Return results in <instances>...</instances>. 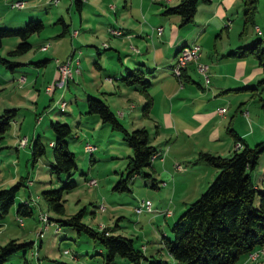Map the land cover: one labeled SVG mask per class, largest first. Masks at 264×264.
Wrapping results in <instances>:
<instances>
[{
    "label": "rangeland",
    "instance_id": "1",
    "mask_svg": "<svg viewBox=\"0 0 264 264\" xmlns=\"http://www.w3.org/2000/svg\"><path fill=\"white\" fill-rule=\"evenodd\" d=\"M15 1H22V7H24L17 9L18 7L13 5ZM49 1L51 0H0V26L10 28L22 26L27 18L21 22H18L17 18L24 16L28 10V13L35 16L32 18H37L43 23V27L39 32L32 33L28 37L31 48L27 52L19 56H7V50L13 48L19 40L15 36H10L2 38L0 56L12 61L25 60L30 57V62L41 60L44 56L49 58L44 66L25 64L14 67L13 71L0 64V88H3L0 89V113L5 109L4 106H9L7 104H17L16 106L19 108L16 111L14 120L19 124L21 123L20 135H25L28 140L25 147L28 153L26 166L25 155L20 153L17 159L14 149L11 147L8 148L10 155L7 161L4 159V153L0 154V182L3 184L0 188H8L14 184L16 180L12 177L17 172L21 174V177H26L31 184V186L30 184L20 186L15 193L13 204L0 226V245H3L9 239H16L18 242L32 241V247L24 255L28 264H105L104 252L101 246L93 242L84 233H77L74 228L68 226H59L53 220L47 221V227L45 228L44 224L41 223L39 214L46 213L49 218L53 219L58 216L46 209L42 198L36 201L33 200L34 195L40 196L42 190L61 186L64 179L63 175L56 178L49 172L51 148L48 141L52 139V131L48 123L50 120H57L67 123L70 127L72 138L70 136L68 148L74 153L76 161V169L70 174V179L75 182V186L71 191L63 194L65 216L72 215L83 208L85 213L81 217L82 223L94 229H98L100 227L98 224H102V226L110 228L114 234H123L132 238L136 247L144 246L142 251L147 259L153 255L165 258L167 255L160 242L162 232L167 237H171L169 231L171 224L186 206L204 191L217 172L215 168L198 159L199 152L227 156L228 150L231 153L236 148V144H239L240 150L243 144L251 147L254 143L259 142L253 141L254 139L259 138L257 140L264 141V114L260 109L261 100H264V84L253 90V97H251L252 92L250 90L237 92V96L235 95L231 99L232 106L229 101L224 103L228 111L226 113L227 118L222 122L218 116L213 114L203 125L194 127L196 121L188 120L187 116L192 117L202 113L201 110L205 111L204 108L206 109L208 106L206 99H211L212 94L209 90L204 91L199 88V86L206 85L203 74L192 71L190 76L194 83L186 82L185 88L178 93L180 96L184 95L185 101L197 99L195 103L191 104L190 109L185 111L186 118L176 116L175 109L172 106L169 107V110H173L175 127H167L165 120L162 121L165 126L157 127L150 120L149 110L151 104L145 115H142V110L129 111L128 104L121 102L115 93L110 96L101 93L103 90L101 85L105 81L104 72L96 68L89 70L88 67H92L91 62L93 60L97 61L98 64L105 62L107 59L106 54L111 51L107 48L109 44L127 51H135V47L138 48L135 40L140 44V39L133 34L126 33L121 36H112L104 32L100 26L107 17L112 20L115 17L114 22H119L117 24L120 30L136 27L138 18L136 17V21L132 18L129 19L128 1L124 8L123 0H100L98 6H100L99 10L101 11L91 10L89 7L83 6L81 14H78L75 10L73 0H57V3L53 4ZM221 1H223L222 4ZM218 5L223 11L221 17L224 21L222 22L221 18L219 19L217 16L216 20L213 18L212 24H208L206 29L198 35L196 43H193L200 47L201 55L199 56L202 58L199 59L198 57V63L206 65V67L210 65V62L215 61L214 57L218 51L226 50L229 44H235L239 34L249 38L243 45L251 44L253 40L260 39L259 47L264 49V0H256L255 2L253 23L244 22L241 0H209L207 3L197 4L196 8L197 12L205 9L215 13ZM107 6L109 10L102 12L103 8L108 9ZM131 6L134 8L133 5ZM161 13L164 16H170L179 25L178 15L166 14L164 9ZM60 17L68 25L69 30L62 36H59L62 27L58 20ZM163 23L165 29H168L165 19ZM176 24L171 21L170 26L173 27ZM72 30L77 31V36H70L73 34L71 33ZM39 41L44 42L41 45L42 47L46 44L45 51L38 50L40 49L38 46ZM73 48L82 52L71 56L72 62L73 58H78L80 62L78 69L80 68L81 73L78 76V84L72 85L70 83L68 90L64 91L61 89L63 87H58L55 90L53 100H49L42 89L43 84L48 79L46 78L48 70L56 66L55 60L61 62L71 58L70 52ZM96 48L98 49L97 52L95 51ZM89 53L92 55V60ZM97 53H99L100 58H97ZM240 59L246 66V76L252 78L254 85L257 80L264 78V70L252 54L243 56ZM114 61L117 62L116 59ZM215 67L218 68L219 65H215ZM210 72L209 69L205 71V74L208 75ZM21 75L25 76L24 87L26 88H29V83L34 78H37L35 88L39 92V99L36 107L31 100L24 98V90L17 87L16 79ZM172 77L174 92L182 89L184 86L183 80H176L174 75ZM97 88L98 91L94 93L96 96H100V99L103 98L113 112H116L115 109L117 108L125 115L124 118L119 115L116 116L122 121L120 123L126 130L145 126L144 128L148 133L153 135V145L156 147L161 145L164 151L160 160L152 162V169L144 167L137 175L131 177L128 182L129 191H114L112 185L120 175L124 174L127 157L131 154L130 148L123 142L119 132L111 130L108 125L101 123L98 118L95 120L94 115L84 113V110H86L83 101L85 93L94 92ZM13 92L18 93L21 97L13 95L12 99L8 101L7 97ZM115 92L117 93V90ZM125 93L127 94L126 99L135 103L136 96L133 91L128 90ZM73 97H75V100ZM61 98L65 101L64 113L58 111V106L63 109L61 104H58ZM250 99L252 102H250ZM239 102H243L245 105L242 114L246 112V117L244 115L246 120L248 118L250 123L251 121L254 123L253 127L252 123L250 125L246 124L247 127H238V133H241L238 137L241 140L235 141L236 139L229 133L231 127L224 126ZM213 112L215 113V109ZM34 115L40 116L38 123H36ZM135 115L143 117L134 119ZM12 127H15V124H11L4 133V140L14 139L12 132L16 127ZM35 135H39L45 152L36 160H32L30 140ZM217 137L221 139L216 140ZM167 140L170 143L164 142H167ZM17 141L19 142L20 139ZM85 143L94 146L91 154L84 150ZM1 150L3 152L8 151L7 149ZM146 173H150L151 178L156 181V188L150 186L151 179L145 176ZM262 174H264V152L260 154L256 167L250 173L251 180L254 183L255 181L259 182L257 178H260ZM89 179H95L96 184L89 186L87 183ZM146 199L150 201L152 208H161V210L165 208L168 202L166 207L170 212V217L158 216L157 220H154L155 225L149 219V215L152 213L135 212L134 208L138 206L139 202ZM24 201H27L31 206L32 214L20 217L23 221V227H21L15 220L14 210L18 203ZM38 231L42 232V236L36 239ZM39 241L40 245L38 246ZM64 250H67V252L64 253ZM72 256L76 258H72ZM147 259L141 260L140 264H148ZM253 259L255 257L250 260ZM1 264H22L21 252H15ZM108 264L131 263L115 256Z\"/></svg>",
    "mask_w": 264,
    "mask_h": 264
},
{
    "label": "trees",
    "instance_id": "2",
    "mask_svg": "<svg viewBox=\"0 0 264 264\" xmlns=\"http://www.w3.org/2000/svg\"><path fill=\"white\" fill-rule=\"evenodd\" d=\"M207 2L209 0H180L174 6L167 7L164 13L178 15L179 25L182 26L193 21L197 4ZM255 2L256 0H241L245 23H253ZM77 4L78 1H75V8L79 9ZM59 22L62 24L60 35H63L68 25L62 20ZM42 27L43 23L37 18H29L22 26L16 28L0 26V44L4 37L15 36L19 39L13 48L7 50L6 55L19 56L27 52L31 48L28 37L32 33L39 32ZM260 42V39H255L251 44L235 48L230 54L240 58L252 54L264 70V49L259 47ZM47 61L48 59H41L31 64L38 66ZM0 64L10 71L20 65L17 61L1 56ZM172 65L173 63L169 70ZM122 81L127 85L137 84L144 92L145 101L141 110L142 115H145L151 100L145 92L149 82L144 77L143 71L138 68H126ZM262 84H264V78L257 80L256 84L249 88L256 90ZM60 102L65 104L62 98ZM84 102L86 106L84 113L95 115L101 123L119 132L123 142L130 148L131 154L127 157L124 174L120 175L112 185L114 191H129L128 182L131 177L137 175L144 167L151 168V161L154 159L152 156L156 157V148L151 145V135L144 127L126 130L109 106L98 97L87 94ZM260 109L264 114V100H261ZM16 111L17 108H5L0 113V137L9 129ZM58 111L63 113L64 107L60 109L58 106ZM48 125L52 131V139L49 143L51 148L49 172L56 178L63 175L64 179L61 186L40 192V198L43 199L46 209L58 216L53 219L44 213L47 221L53 220L59 226L74 228L77 233H84L93 242L98 243L104 252L105 264L111 262L115 256L131 264H140L141 260H146L143 249L136 247L132 238L123 234H114L105 226L94 229L82 223L81 217L85 213L83 208L72 215L65 216L63 194L71 191L75 186V182L70 179V174L76 169L74 153L68 148L71 130L67 123L57 120H50ZM232 134L236 141L241 140L233 132ZM44 152L45 148L39 135L34 136L30 140L32 160H36ZM263 152L264 141L256 142L251 147L243 144L240 150L233 149L227 156L199 152L198 159L215 168L217 172L204 191L189 203L171 224L169 227L171 237H167L162 232L160 242L167 256L165 258L149 256L148 264H235L248 253L262 249L264 247V184L260 187L256 186L251 180L250 173L256 167L258 158ZM145 176L151 179L150 186L156 188L157 183L151 178V174L146 173ZM28 181L26 177H19L8 188L0 189V224L13 204L18 188L22 185L27 186ZM14 214L18 218L30 216L31 206L27 201L18 203ZM41 236L42 232L38 231L36 239ZM32 244V241L18 242L16 239H9L0 245V264L17 251L21 252L22 264H28L24 255ZM72 258L76 257L72 256Z\"/></svg>",
    "mask_w": 264,
    "mask_h": 264
},
{
    "label": "crops",
    "instance_id": "3",
    "mask_svg": "<svg viewBox=\"0 0 264 264\" xmlns=\"http://www.w3.org/2000/svg\"><path fill=\"white\" fill-rule=\"evenodd\" d=\"M75 1H78L77 5H79V9L75 8V10H77L78 14H81V9L83 6L89 7L91 10L94 9V10L101 11V10H99L100 6H98L101 2L100 0H73L74 6H75ZM127 1H128L127 7L129 9L128 12L130 15L129 19L132 18L133 20L136 21V17L138 18V20L136 21L137 22L136 27H128V28H124V29L121 28L122 30H120L119 29L120 27L117 24L119 22L118 21L116 23L114 22L115 17H114V20H112L110 17H107V16H106L107 17L106 20L102 24H100V26L104 30V32H106L108 35H112V36L113 35L121 36V35L126 34V33L133 34L135 37H138L140 39V44H139V42H137L135 40L136 44L138 45L137 46L138 48L135 47V49H136L135 51L134 50L127 51L126 49H122V48L119 49V48L109 44L107 46V48H109L111 51L106 54L107 59L105 60V62L98 64L97 61L93 60L91 62L92 67L88 66L89 70L91 68H96V69L102 70L104 72L105 81L102 82L101 87L103 90L101 91V93H103L104 95H109V96L112 93L113 94L115 93L117 98H119L121 102H125L126 104H128L127 105L128 110L133 111V110H141L142 105L145 101V96L143 94L144 92L141 91V89L139 88V85H137V84H134V85L125 84L122 81V77L125 74L126 68L141 69V71H143L144 77L149 82L147 87L145 88V92L147 93V95L149 96V98L151 100V107L149 110V115L151 116L150 120H151L152 124H154L157 127L165 126L162 124V121L165 120L167 127H175V120H174V116L172 115L173 110H171V109L169 110V107H172V106L174 107V109H175L174 112H175L176 116L179 115V116H182L183 118H186L187 115H186L185 111L190 109L191 104L195 103V101L197 99L185 101L186 98L184 97V95L180 96L178 93L181 92L185 88L186 82H191V83L193 82V79L190 76V72H192V71L198 72L196 69V66H195L196 65L195 62H193V61L188 62V64L186 65V67L183 70L182 75L180 77V79L183 80V82H184V84H183L184 86L182 85L183 86L182 89H180L178 91L176 90V92H174L175 90L172 89L174 86V80L172 77L173 76L172 75L173 74L172 67L174 66L173 60L176 59V56L178 53L177 49L183 45H189V44L191 45L193 43H196V39H197L198 35L206 29L208 24H212V21H214V20H212L213 18L215 20L217 18H219V19L221 18L220 20H222V22H223L224 21L222 19L223 17H221L223 11L220 9L219 5L215 9V13L212 12L211 10H205V9H201L199 12H197V8H196V12H195V15L193 17V21L191 23L179 26L178 24H176L175 20H172L170 18V16L162 15L161 11H163V9L165 10L167 7L174 6L180 0H137V1L136 0H123V7L124 8L127 4ZM222 2L223 1H221V4H222ZM49 3H52V4L57 3V0H51V1H49ZM129 4L133 5L134 8ZM69 7H70V4H69ZM109 7H111V6H109ZM107 8H108V6H107ZM17 9H21V8H17ZM106 10H109V8L108 9L103 8L102 12H106ZM28 11L25 12L24 16L17 18V21L21 22V21H25L26 18L28 20L29 18L35 17L32 14L28 13ZM100 15H102V14H100ZM216 16H217V18H216ZM164 19L167 22L166 24L168 25V29H165V25L163 23ZM58 20L63 21V19L61 17ZM171 21L173 24H176V25H173V27L170 26ZM178 21H179V19H178ZM63 23L66 24L64 21H63ZM120 25H122V24H120ZM110 29H117L120 31V33L119 34H113L110 32ZM61 31H62V27H61L60 32ZM68 31L69 30H68V26H67V31L65 33H67ZM71 33H73L70 35L71 37L77 36V34H78L76 30H72ZM59 36H62V35H59ZM247 39H249L247 36L239 34L235 44H229L227 46L226 50L224 49V50L218 51L215 54V57H214L215 61L214 62L209 61L210 65H207L206 71H208L210 69L211 72L208 73V75H207V81L205 82L206 85H204L203 87H201L199 85L198 86L201 90H204V91L209 90L212 94V96H211L212 98L209 100L206 99V103L208 104L206 109L204 107H201V108H204L205 111L201 110L202 113H200L199 115L192 116V117L189 115L187 116L188 120L196 121L195 122L196 126H194V127H198L200 125H203L204 122L206 120H208L209 117L213 116V114L218 116L219 119L221 120V122H222V120H225L227 118L226 113L228 110L224 106V103L229 101V103L231 104V99L233 98V96L236 95L237 92H243V91H249L250 90L252 92L251 97H253V94H254L253 89H250L249 87H253L254 81L252 80V78L246 76V73H245V72H247L246 66L244 65V63H242V61H241L242 59L236 58L235 56L230 54L232 51L235 50V48L242 46L244 44V42L247 41ZM43 43L44 42L39 41V44H38V46L40 48V49H38L39 51H45L46 50V47L41 48V45ZM183 47H185V46H183ZM95 51L97 52L98 49L96 48ZM176 51H177V53H176ZM80 52L81 51L79 49L73 48V49H71L70 57L73 56L75 53L80 54ZM89 57L92 60V55L90 53H89ZM98 57H99V53H97V58ZM200 58H202V57L199 56V59ZM42 59H48V61H49V58H47L45 56ZM114 59H116L117 62H115ZM16 61L19 62L20 65H25V64L30 65L32 63V62H30V57H28L25 60H16ZM46 63L43 64L42 66L46 65ZM172 63H173V65H172L171 69L169 70ZM215 65H219V67L216 68ZM38 66H41V65H38ZM78 67H80L79 60H78ZM170 71L172 73H170ZM80 73H81L80 68L78 69V72H73L72 79L68 82L66 81L65 86L61 89L63 91L68 90L70 83L72 85H77L78 84V76L80 75ZM18 78L16 79L17 83H18L17 87L20 89L22 88V90H24V92H23L24 98L26 100H31V102H33V104L36 107L37 101L39 99L38 98L39 92L35 88L36 83H37V78H34L33 81L29 83V88L24 87L25 82H26L25 76L21 75ZM46 78H48V79L43 84L42 89H43L44 94L49 98V100H53V96L55 95V90L58 88L52 87L48 91H46L45 89L47 86H49L50 83H52L53 81H55L58 78V71L56 69V66L51 68L50 70H48ZM175 79L178 80L177 78H175ZM11 80L13 81V79H11ZM210 83H212V85H210ZM189 88H191V87H189ZM0 89H3V88L1 87ZM116 90H117V93L115 92ZM128 90L133 91V93L135 94V96H136L135 97V99H136L135 103L129 102L126 99L127 94L125 93V91H128ZM96 91H98V88L94 92H86L85 96L87 94H89V95L98 97L94 94ZM13 95L19 96L18 93L13 92L7 97L8 101L12 99ZM19 97H21V96H19ZM22 98H23V96H22ZM73 99L75 100V97H73ZM84 99H83V101H84ZM103 101H104V99H103ZM104 102L107 104L106 101H104ZM250 102H252V100ZM7 105H9V106H4V107L5 108H17V106H16L17 104L16 105L15 104H7ZM54 105L57 106L56 104H54ZM231 106H232V104H231ZM213 107L215 109V113L213 112V110H214ZM221 107L224 108V111L222 113H219L218 109ZM109 108H110V106H109ZM110 110L113 112V110L111 108H110ZM244 110H245V105L243 104V102H239L235 106L233 113L229 115L227 123L224 127H231L229 129V130H231V131H229L231 136H233L232 132L237 137L241 134V133L240 134L238 133V130H239L238 127H247L246 124L250 125L251 123H252V127H253L254 122L251 121V123H250V121H248V118L246 120V118H245L246 115L244 117V114H242L243 113L242 111H244ZM115 111L116 112H113V113H114L116 118H117L116 115H119L121 118H124L125 115L121 111H119L117 108L115 109ZM84 112H85V110H84ZM158 112H160V114H158ZM181 114H185V115H181ZM142 117L141 116L137 117V115H135L133 118L134 119H140ZM34 118H35L36 123H38L40 116L34 115ZM93 118L96 120L97 117L95 116ZM117 120L119 122H122L118 118H117ZM221 122H220V124H221ZM11 124H15V127H16V129L12 132V136L14 139L13 140L8 139L6 141L3 139L5 132L1 135V137H0V150L1 149H7L8 151L3 152L1 150L0 154L4 153V159H6L5 161H7V158L10 155L8 148L11 147L14 149V154H15L17 159H18V156L20 153L25 155V166H26L28 153L25 150V147H26L28 140H27L25 135H20V124L21 123L20 124L17 123V121L14 120V118H13L10 125ZM15 127H12V128H15ZM140 127H143V126H140ZM210 127H214V126H210ZM221 127H223V126L221 125ZM232 127H234V128H232ZM34 131H33V133H34ZM23 137L26 138V144L23 147H19L17 140H19ZM151 137H152L151 138V145H153V135H151ZM233 138H234V136H233ZM215 139L217 140V139H221V138L217 137ZM234 139H233V141H234ZM257 139H259V138H257ZM257 139H254L253 141H260ZM233 141H232V143H233ZM50 142H51V139L48 141V145ZM164 142L170 143L169 140H167V142L166 141H164ZM232 143H231V145H232ZM163 145H164V143H163ZM237 146H239V144H236L235 147H237ZM154 147L156 148L157 154H156V157H154V159L151 161V169L153 167L152 162L155 160H160L163 156L162 153L164 152L163 149L161 148V145L157 146V147L154 146ZM89 154H91V153H89ZM229 154H230V152L228 150L227 155H229ZM17 162H18V160H17ZM19 177H21V174L19 172H17L15 175H13L12 179L17 180V178L19 179ZM257 180L259 182L255 181V183H254L256 186L264 184V174H262V176L260 178H257ZM258 183H259V185H258ZM29 184H27V186ZM95 184H96V180H95ZM1 185H3L2 182H0V187H1ZM30 186H31V184H30ZM90 186H92V185H90ZM38 199H40V196L34 195L33 200L36 201ZM167 205H168V202L166 203L165 208L161 210V208L160 209L159 208H152L151 203H150V211L142 210V211L137 212V213H142V212L152 213L149 215V219H150V222H153L155 224L154 220H157L158 216L170 217V215H164V211L166 209L168 210V208L166 207ZM15 220L18 222L19 226L23 227V221L20 218L15 216ZM3 222L0 224V226L3 224ZM98 225L102 226V224H98ZM115 226L118 227L117 224H115ZM105 227H107V226H105ZM39 245H40V241H39ZM140 248L144 249V246H141ZM235 264H264V254H262V253L257 254V256H255V259H253V260L247 259V256H244L240 259V261L238 260L237 263H235Z\"/></svg>",
    "mask_w": 264,
    "mask_h": 264
},
{
    "label": "built area",
    "instance_id": "4",
    "mask_svg": "<svg viewBox=\"0 0 264 264\" xmlns=\"http://www.w3.org/2000/svg\"><path fill=\"white\" fill-rule=\"evenodd\" d=\"M13 5L16 6V7H21L22 6V1H15L13 3ZM110 32L113 33V34H119L118 30H110ZM43 46H46V44L43 45ZM199 55H200V49H199V46L196 44L192 48L191 51L183 52L179 56V58L174 59L173 63H174V69H175V78L180 79V77L182 75V72L185 69V67L188 64V62L193 61L196 64L195 66H196L197 71L200 72L201 74H203V76L205 78V82H206L207 81V75L205 74L206 65H202V64L197 62V59H198ZM55 62H56V69L58 71V78H57V80H55L53 82L52 85L46 87V89H45L46 91L50 90L52 87L58 88V84H59L60 81H68V80L72 79L73 72H75V65H78V59L77 58H73V62L72 63H65V61L59 62L58 60H55ZM59 104H61V102ZM223 111H224V108H222V107L218 109L219 113H222ZM244 115H246V112L244 113ZM25 144H26V138L23 137L18 142V146L19 147H23ZM238 148L239 147L237 146L235 149H238ZM84 149L89 152V151H92L94 149V146H92V145H90L88 143H85ZM26 183L29 184L30 181H28ZM87 183H88L89 186L90 185H94L95 184V180L94 179H89L87 181ZM134 210L136 212H140L142 210H145V211L146 210H150V201L147 200V199L146 200H141L139 202L138 206L134 208ZM169 214H170L169 210L166 209L164 211V215H169ZM40 217H41L42 223H44V227L46 228V223H47L46 215L41 213ZM64 253H66V250H64ZM258 253H264V247L262 249L257 250V251L248 253L247 254V259H251V258L257 256Z\"/></svg>",
    "mask_w": 264,
    "mask_h": 264
},
{
    "label": "bare ground",
    "instance_id": "5",
    "mask_svg": "<svg viewBox=\"0 0 264 264\" xmlns=\"http://www.w3.org/2000/svg\"><path fill=\"white\" fill-rule=\"evenodd\" d=\"M196 44H192L191 46H185V47H182L178 53H177V56H176V59L179 58V56L183 53V52H186V51H191L192 48L195 46ZM45 47V46H43ZM65 63H72V57L67 59V61H65ZM75 72H78V65H75ZM172 72H173V75L175 76V69H174V66L172 67ZM66 81H60L59 84H58V87H64ZM64 102L61 103V107H64ZM157 154V153H156ZM159 155V154H158ZM155 157V155L152 156V159ZM40 220H41V217H40ZM42 221V220H41ZM47 227V225H46ZM67 252V250H66Z\"/></svg>",
    "mask_w": 264,
    "mask_h": 264
}]
</instances>
